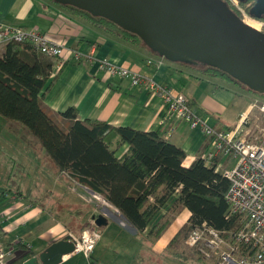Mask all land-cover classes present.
<instances>
[{
  "label": "crops",
  "instance_id": "crops-1",
  "mask_svg": "<svg viewBox=\"0 0 264 264\" xmlns=\"http://www.w3.org/2000/svg\"><path fill=\"white\" fill-rule=\"evenodd\" d=\"M0 25L37 30L67 47L56 58L36 54L50 72L49 87L39 102L64 128L73 120L60 113L69 107L75 108L78 120L105 121L143 131L160 128L164 138L184 150L185 167L207 151L208 137L198 128L169 119L163 99L144 84L133 85L127 77L112 76L100 64L138 71L184 94L194 112L217 130L234 127L254 94L225 77L161 61L143 44L116 36L50 0H0ZM5 46H0V55ZM26 140L32 139L18 124L0 116V153L5 156L0 159V241L10 254L5 264H20L66 235L80 237L93 215H102L106 222L97 227L100 239L90 257L72 253L59 264H163L168 259L188 258L179 257L169 246L190 217L186 208L177 215H166L169 225L153 239L150 227L137 232L103 196L67 173H57L42 151ZM126 149L124 144L117 156ZM232 161L229 156L225 162Z\"/></svg>",
  "mask_w": 264,
  "mask_h": 264
},
{
  "label": "trees",
  "instance_id": "trees-1",
  "mask_svg": "<svg viewBox=\"0 0 264 264\" xmlns=\"http://www.w3.org/2000/svg\"><path fill=\"white\" fill-rule=\"evenodd\" d=\"M222 1L242 19L234 3ZM238 3L246 6L252 0ZM56 4L116 36L146 46L137 35L103 17ZM250 6L246 7L248 12ZM250 16L264 21V16ZM37 53L29 44L10 42L5 46L0 55V116L18 124L32 143L43 150L57 173H67L79 184L103 196L137 232L150 227L149 237L153 239L169 225L170 218L166 215H177L186 208L190 217L169 242L179 257L191 254L200 259L194 250L188 252L184 244L192 227L203 222L218 229L237 225L235 217H225L227 179L214 171L213 164H207L200 157L188 167L183 166L184 150L164 138L160 128L143 131L113 126L105 121L78 120L74 107L60 113L63 118L73 120L67 128L57 122L39 102V97L49 87L50 72ZM180 64L225 77L248 89L214 67L202 63ZM251 92L264 98V94ZM124 144L127 149L117 156Z\"/></svg>",
  "mask_w": 264,
  "mask_h": 264
},
{
  "label": "built area",
  "instance_id": "built-area-1",
  "mask_svg": "<svg viewBox=\"0 0 264 264\" xmlns=\"http://www.w3.org/2000/svg\"><path fill=\"white\" fill-rule=\"evenodd\" d=\"M264 22L261 23L263 25ZM10 42L29 44L47 57L66 52L64 43L52 41L37 30L0 25V46ZM161 63V61H159ZM110 75L144 84L163 99L169 119L198 127L208 137L209 147L199 157L213 164L214 171L228 181L225 193L226 218L235 217L233 228L218 229L206 222L190 229L184 244L204 262L212 264H264V98L253 94L247 109L234 127L217 130L188 106V98L171 88L147 79L138 71L102 62ZM222 159H218V156ZM232 156V163L226 159ZM74 252L89 258L100 233L94 219L82 229V238L72 237ZM6 257L0 241V264Z\"/></svg>",
  "mask_w": 264,
  "mask_h": 264
},
{
  "label": "water",
  "instance_id": "water-1",
  "mask_svg": "<svg viewBox=\"0 0 264 264\" xmlns=\"http://www.w3.org/2000/svg\"><path fill=\"white\" fill-rule=\"evenodd\" d=\"M52 1L113 22L168 61L214 67L264 94V31L248 25L222 0ZM249 14L264 16V0H253ZM92 219L97 227L106 222L102 215ZM74 249L66 235L20 264H59Z\"/></svg>",
  "mask_w": 264,
  "mask_h": 264
},
{
  "label": "rangeland",
  "instance_id": "rangeland-1",
  "mask_svg": "<svg viewBox=\"0 0 264 264\" xmlns=\"http://www.w3.org/2000/svg\"><path fill=\"white\" fill-rule=\"evenodd\" d=\"M232 3H234L236 5V7L238 8V11L240 12L241 16H242V19H253L255 21H257L260 25V29L262 31H264V24L261 25L262 22H264L263 20H260V19H255V18H252L250 15H249V12L246 10V7L250 6V4L252 5L253 4V0H252V3H248L246 6H241L239 3H238V0H230ZM251 7V6H250ZM180 63V62H178ZM27 144H31L33 147L35 148H38L35 144L32 143V140L28 141L26 140L25 141ZM41 150V149H40ZM43 155L44 152L43 150H41ZM5 156H3V153H0V159L1 158H4ZM47 158V157H46ZM48 160V158H47ZM11 161V159H9V162ZM49 161V160H48ZM169 261V259L167 260ZM167 261H164L163 264H169ZM170 264H212L211 262H204L202 260H200L199 258L197 257H194L193 255H189L188 254V258L186 260H182V259H179L178 261H175V262H171L169 261Z\"/></svg>",
  "mask_w": 264,
  "mask_h": 264
},
{
  "label": "bare ground",
  "instance_id": "bare-ground-1",
  "mask_svg": "<svg viewBox=\"0 0 264 264\" xmlns=\"http://www.w3.org/2000/svg\"><path fill=\"white\" fill-rule=\"evenodd\" d=\"M250 15V14H249ZM244 22H246L248 25H250V26H252V27H254V28H256V29H260V25H259V23L257 22V21H255V20H253V19H244ZM150 50V49H149ZM151 51V50H150ZM152 52V51H151ZM75 55H76V58H79V54L78 53H75ZM156 56H158V58H159V60H163L164 58L162 57V56H159L158 54L156 55ZM56 57H59V56H55V57H51V58H56ZM100 65H102V64H100ZM103 69V68H102ZM118 76H120V75H118ZM120 77H124V76H120ZM188 106L191 108V106L189 105V103H188ZM191 110H193L192 108H191ZM194 111V110H193ZM189 125V124H188ZM190 126V125H189ZM191 127V126H190ZM192 128H198V127H192ZM199 129V128H198ZM79 238H82V231H81V235H80V237ZM97 242H98V240L95 242V244H94V247L96 246V244H97ZM3 251H4V249H3ZM4 253H5V257L6 258H8L9 256H10V254H7L5 251H4Z\"/></svg>",
  "mask_w": 264,
  "mask_h": 264
}]
</instances>
